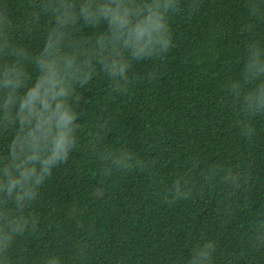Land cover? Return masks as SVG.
<instances>
[{
  "label": "trees",
  "instance_id": "16d2710c",
  "mask_svg": "<svg viewBox=\"0 0 264 264\" xmlns=\"http://www.w3.org/2000/svg\"><path fill=\"white\" fill-rule=\"evenodd\" d=\"M12 3L20 24L23 0ZM190 3L181 0L183 10L169 18L174 47L166 58L132 62L130 76L152 72L151 79L112 94L98 71L77 87V110L83 112L77 121L80 145L39 191L32 209L40 218L38 231L20 239L28 264H38L48 251L61 252L70 264L74 248L85 240L86 264H187L192 243L204 237L218 244L213 264H264V252H251L245 239L250 211L264 203V115L252 119L251 139L241 136L239 110L225 88L241 78L249 41L264 42V20L249 16L247 0H199L194 13ZM50 26V18L42 15L33 32L19 27L15 42L35 55ZM246 26L250 32L243 30ZM92 32L84 28L77 35ZM27 70L35 80V66ZM105 121L99 134L103 145L127 146L142 159L155 160L160 191L194 161L249 165L247 190L235 202L247 197L252 208L238 209L224 222L216 213L221 194L206 190L169 205L153 194L149 178L140 172L115 176L103 187L90 145L97 125ZM13 135L0 133V157L7 155Z\"/></svg>",
  "mask_w": 264,
  "mask_h": 264
},
{
  "label": "clouds",
  "instance_id": "9594fccd",
  "mask_svg": "<svg viewBox=\"0 0 264 264\" xmlns=\"http://www.w3.org/2000/svg\"><path fill=\"white\" fill-rule=\"evenodd\" d=\"M21 7L23 20L18 24L12 0H0V133H14L7 155L0 157V264H28L20 239L38 231L40 218L32 209L39 191L53 169L66 163L80 145L77 121L83 112L77 110V87L87 85L98 71L109 81L112 94L126 93L133 82L151 79L152 72L130 76L132 62L166 58L174 47L169 18L183 10L181 0H23ZM247 7L250 17L264 20V0H247ZM198 8L199 0H191L189 10ZM42 15L50 18L51 26L43 48L33 55L15 42L14 33L19 27L33 32ZM84 28L92 34L78 36ZM243 30L250 32L251 26ZM245 56L241 78L225 88L229 102L239 110L236 124L241 136L251 139L252 119L264 115V42L251 39ZM28 65L35 66V80ZM106 123L97 125L90 145L101 165L103 187L115 176L140 172L149 178L153 194L169 205L206 190L221 194L216 213L224 222L238 209L252 208L247 197H240L242 204L235 202L247 190L249 165L194 161L160 191L155 160L142 159L127 146L103 145L99 134ZM245 239L251 252H264V203L250 211ZM87 248L86 240L78 243L70 264H86ZM217 248L210 237L194 241L187 264H213ZM38 264L69 262L61 252L48 251Z\"/></svg>",
  "mask_w": 264,
  "mask_h": 264
}]
</instances>
